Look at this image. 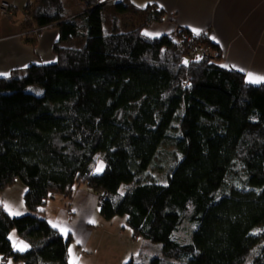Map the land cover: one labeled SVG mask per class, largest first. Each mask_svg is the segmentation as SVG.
I'll return each instance as SVG.
<instances>
[{
  "label": "trees",
  "instance_id": "16d2710c",
  "mask_svg": "<svg viewBox=\"0 0 264 264\" xmlns=\"http://www.w3.org/2000/svg\"><path fill=\"white\" fill-rule=\"evenodd\" d=\"M129 11L108 0L25 6L24 29L54 26L59 39L54 62L0 77V190L22 181L27 208L12 216L0 204V264H69L72 236L43 212L81 185L143 239L125 264H264V82L222 65L206 35L146 36L163 11L122 24ZM195 45L204 57L188 55ZM171 140L180 155L160 180L151 167Z\"/></svg>",
  "mask_w": 264,
  "mask_h": 264
},
{
  "label": "crops",
  "instance_id": "0c3cea01",
  "mask_svg": "<svg viewBox=\"0 0 264 264\" xmlns=\"http://www.w3.org/2000/svg\"><path fill=\"white\" fill-rule=\"evenodd\" d=\"M2 1H8L13 12L8 17L0 14V73L4 74L0 77L23 70L31 63L54 62L53 46L59 39L57 27L34 34L37 35L35 45L23 38L24 8L34 0ZM117 1L139 13L142 20L149 7L163 11L162 20L145 30L149 36H160L179 27L195 36L206 35L220 46L222 65L244 73L248 82L249 73L264 76V0H108L112 5ZM20 184L25 191V184ZM96 196L81 185L75 189L72 199L56 196L49 201L43 216L62 235L72 236L69 264H125L139 255L143 239L134 236L126 217L103 218ZM20 211L24 214L27 208L22 206ZM15 238V244L11 239L15 248L28 247L27 240L17 233Z\"/></svg>",
  "mask_w": 264,
  "mask_h": 264
},
{
  "label": "rangeland",
  "instance_id": "374dc122",
  "mask_svg": "<svg viewBox=\"0 0 264 264\" xmlns=\"http://www.w3.org/2000/svg\"><path fill=\"white\" fill-rule=\"evenodd\" d=\"M67 2H69V0H67ZM110 12H112V11L106 12L105 13V17H104L107 27H109L110 24H111V15L112 14ZM121 22H122V24L131 23L130 25H139L140 22H142V16H140L139 13L133 12L132 10H130L128 13H125L121 17ZM50 27H52V26H49V27L47 26V27H43V28L34 26V27L30 28L28 31L26 30L25 33H23V35H31V36H33L34 34H38L40 31H43V30H45L47 28H50ZM35 36H37V35H35ZM73 43H75V42H73ZM76 44H79V41H76ZM196 46L197 45H195L190 50V52H188L189 56H191L190 53L192 51H194ZM203 57H204V55H203ZM32 89H37V90L40 89L41 91H43V89L36 88V87H34ZM160 150H161V152L158 154V156L154 160V163H153V165L151 167V171L153 172V174L157 178H159L160 180H163V176H164V173H165L167 167H169V165L173 162V160H175V159H177L179 157L180 148L175 144V141L171 140V141H168L165 144H163L161 146ZM171 152H173L174 154H171ZM101 166H102V168H101ZM98 168H101L100 171H97L99 173V172H101L103 170L104 163L103 164L101 163ZM21 182L22 181L17 180L12 185L7 186V188H5L3 190H0V203H1V200H2L1 204H4L3 208L9 214H11L12 212L19 213L18 215L11 214L12 216H21L23 214V213H21L22 211H20V210H21L22 206L23 207L25 206V204H24V193H25V191L23 189L24 186H23V188H21V185H22V184H20ZM74 191H73V193H74ZM96 195H97L96 196L97 203H99V200H100L99 196H98L99 193H96ZM56 196H62L63 198H66L62 194H56L55 197ZM72 197H73V194H72L71 197L66 198V199L67 200L68 199H72ZM5 205H7L8 207L6 208ZM51 206H52L51 209H53L54 205L51 204ZM99 206H100V203H99ZM9 209L11 210V212L9 211ZM115 217H120V216H115ZM191 228H192V226H191ZM189 229H190V226H187L184 229H182L181 231H179L177 235L180 236L183 240L188 239V238H190L191 232H189V234H186V231L189 230ZM16 233L17 232L15 230L11 233V239L13 240L14 244L16 242V238H15L16 237ZM18 246L20 248L23 247L22 244L18 245ZM146 251H147V254H150L149 257L154 256V251L153 250H151V249L148 250L147 249ZM147 258L148 257H146V260L148 261L149 259H147ZM10 264H23V263L22 262L10 261Z\"/></svg>",
  "mask_w": 264,
  "mask_h": 264
},
{
  "label": "built area",
  "instance_id": "2783aa9c",
  "mask_svg": "<svg viewBox=\"0 0 264 264\" xmlns=\"http://www.w3.org/2000/svg\"><path fill=\"white\" fill-rule=\"evenodd\" d=\"M13 12V7L12 5L8 2V1H2L0 3V14L2 16H6L8 17L9 15H11ZM179 31L183 30V28L179 27L178 28ZM191 55H197L199 57H203V55H205V49L201 46H196V48L194 49V51H192L190 53ZM99 203L101 204V202L103 201L105 194H99Z\"/></svg>",
  "mask_w": 264,
  "mask_h": 264
},
{
  "label": "snow or ice",
  "instance_id": "6c2138e0",
  "mask_svg": "<svg viewBox=\"0 0 264 264\" xmlns=\"http://www.w3.org/2000/svg\"><path fill=\"white\" fill-rule=\"evenodd\" d=\"M193 31L195 32L197 30L194 29ZM145 35L147 36V35H150V34L149 33H145ZM0 75H4V74L3 73H0ZM248 76H249V81L250 82H253V83H259V82L264 81V76L256 77V76H253V74H251V73H249ZM101 168H102V166H101ZM101 168H98L97 171H100ZM5 207L7 208L8 206L5 205ZM9 211L11 212L10 209H9ZM11 214L18 215L19 213L12 212ZM54 227H55V225H54ZM21 250H23V248H21Z\"/></svg>",
  "mask_w": 264,
  "mask_h": 264
}]
</instances>
